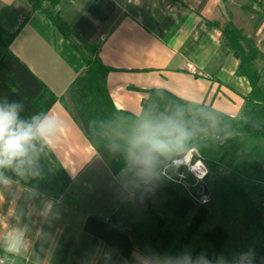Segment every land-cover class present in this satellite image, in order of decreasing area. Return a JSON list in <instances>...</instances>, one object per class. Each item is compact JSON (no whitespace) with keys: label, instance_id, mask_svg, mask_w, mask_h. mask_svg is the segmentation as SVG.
<instances>
[{"label":"crops","instance_id":"crops-1","mask_svg":"<svg viewBox=\"0 0 264 264\" xmlns=\"http://www.w3.org/2000/svg\"><path fill=\"white\" fill-rule=\"evenodd\" d=\"M56 9L98 46L117 108L139 115L150 90L162 88L232 117L243 114L252 86L238 74L240 59L226 44L224 27L234 23L264 55V0H58ZM22 23L11 48L58 96L48 112L63 118L66 132L54 150L41 154L39 176L0 188V238L28 226L20 256L6 253L0 239V264H14L15 257L25 264H135L134 253L146 254L137 242L126 258L84 224L89 215L110 218L144 183L125 168L114 173L60 99L86 68L70 41L29 0H0V25L14 31ZM256 65L264 81V58ZM177 156L170 153L159 171L184 170L171 165ZM48 202L55 216L45 220Z\"/></svg>","mask_w":264,"mask_h":264},{"label":"trees","instance_id":"trees-1","mask_svg":"<svg viewBox=\"0 0 264 264\" xmlns=\"http://www.w3.org/2000/svg\"><path fill=\"white\" fill-rule=\"evenodd\" d=\"M33 10L44 12L82 57L85 71L61 97L83 125L91 143L114 173L126 167L125 149L138 125L146 120L172 118L188 136L173 151L190 148L202 159L208 172L204 183L209 200L197 195L168 174L142 185L108 219L89 215L85 231L105 241L129 258L133 240L145 252L178 254L190 250L209 257L254 249L255 264H264V163L258 144L264 141V81L256 59L263 57L253 40L232 22L224 27L226 44L239 57L238 74L247 77L252 90L243 114L232 117L210 106L182 99L154 88L136 115L117 108L108 87L110 68L99 57L97 45L83 39L56 9L58 0H29ZM14 31L0 25V101L23 104L21 117L46 113L59 99L11 45L22 28ZM22 264L23 259L15 257Z\"/></svg>","mask_w":264,"mask_h":264},{"label":"clouds","instance_id":"clouds-1","mask_svg":"<svg viewBox=\"0 0 264 264\" xmlns=\"http://www.w3.org/2000/svg\"><path fill=\"white\" fill-rule=\"evenodd\" d=\"M23 104L0 101V188L27 181L41 174L39 159L45 149L54 150L63 139L66 124L59 114L40 113L29 119L21 117ZM188 136L187 130L172 118L159 122H141L128 139L125 149V173H131L139 183H149L158 178L163 159L177 148ZM11 172L18 179L12 181L7 175ZM32 196L38 195L35 189L27 190ZM31 214V213H29ZM45 220L54 218L52 202L44 205ZM28 226L13 227L2 238L3 249L13 256H20L28 245ZM47 238V233H41ZM135 264H255V251L234 253L231 258L224 254L209 257L201 252L193 255L190 250L178 254L134 253Z\"/></svg>","mask_w":264,"mask_h":264},{"label":"built area","instance_id":"built-area-1","mask_svg":"<svg viewBox=\"0 0 264 264\" xmlns=\"http://www.w3.org/2000/svg\"><path fill=\"white\" fill-rule=\"evenodd\" d=\"M197 153L198 152L195 148H190L185 152L184 157L179 158L177 156V158L173 159L171 165L185 167L184 170L179 172L178 174L179 179L175 181H178L182 184H186L185 180L187 178V174L189 173L192 174L197 179V181L200 183V188H199L200 192L197 193L196 195L199 200H201L203 203H206L209 200V198L206 195V193L203 192L204 189L203 180L208 172V168L202 159L197 158L196 160H193L194 155Z\"/></svg>","mask_w":264,"mask_h":264},{"label":"rangeland","instance_id":"rangeland-1","mask_svg":"<svg viewBox=\"0 0 264 264\" xmlns=\"http://www.w3.org/2000/svg\"><path fill=\"white\" fill-rule=\"evenodd\" d=\"M246 139V142L247 144L249 145H254V144H258L262 150V155H261V161L264 163V141L263 142H255L253 139L251 138H245ZM177 158V157H176ZM180 169H183V168H180ZM166 170L168 171V174L170 177H172L174 180H178L179 179V171H178V168L176 167H168L166 166ZM205 179V178H204ZM186 184H183V186L185 188H187L189 191L197 194L199 193V188H200V183L197 181V179L192 175V174H187V178L185 180ZM203 185H204V189H203V192L204 193H207L206 192V184L204 183V180H203ZM262 243H264V238L262 239ZM14 260V264H19V260L13 258ZM22 264H25V262H21Z\"/></svg>","mask_w":264,"mask_h":264},{"label":"water","instance_id":"water-1","mask_svg":"<svg viewBox=\"0 0 264 264\" xmlns=\"http://www.w3.org/2000/svg\"><path fill=\"white\" fill-rule=\"evenodd\" d=\"M184 155H185V152L179 154L178 157H179V158H182V157H184ZM206 192H208L207 186H206Z\"/></svg>","mask_w":264,"mask_h":264}]
</instances>
